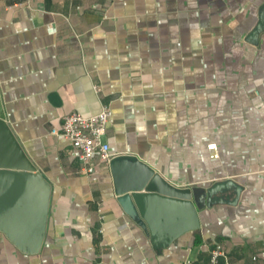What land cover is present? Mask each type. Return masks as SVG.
I'll return each mask as SVG.
<instances>
[{
	"label": "crops",
	"instance_id": "crops-1",
	"mask_svg": "<svg viewBox=\"0 0 264 264\" xmlns=\"http://www.w3.org/2000/svg\"><path fill=\"white\" fill-rule=\"evenodd\" d=\"M264 0H0V104L50 184L40 249L0 230V264H264ZM111 109V156L135 155L178 187L231 178L235 203L158 244L120 207L109 162L81 169L51 132ZM215 143L217 156L207 145ZM226 198L233 193L227 192Z\"/></svg>",
	"mask_w": 264,
	"mask_h": 264
},
{
	"label": "water",
	"instance_id": "water-1",
	"mask_svg": "<svg viewBox=\"0 0 264 264\" xmlns=\"http://www.w3.org/2000/svg\"><path fill=\"white\" fill-rule=\"evenodd\" d=\"M264 32V4L246 39ZM114 194L123 211L158 244L200 227V211L214 202L235 203L242 186L231 178L178 187L135 155L111 157ZM232 192V198L224 195ZM50 184L26 155L0 104V230L21 251L35 253L43 241Z\"/></svg>",
	"mask_w": 264,
	"mask_h": 264
},
{
	"label": "built area",
	"instance_id": "built-area-1",
	"mask_svg": "<svg viewBox=\"0 0 264 264\" xmlns=\"http://www.w3.org/2000/svg\"><path fill=\"white\" fill-rule=\"evenodd\" d=\"M111 116V109L102 106L101 110L92 115H83L71 111L62 117L58 128L51 132L62 136L72 147L79 151L81 169L85 173H92L111 159L108 143L104 139ZM212 151V156H217L215 143L207 145ZM224 255L221 244H215L209 254L207 264H219V259ZM182 264H189L187 261Z\"/></svg>",
	"mask_w": 264,
	"mask_h": 264
}]
</instances>
